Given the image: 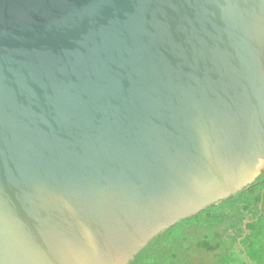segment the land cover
I'll use <instances>...</instances> for the list:
<instances>
[{"label":"water","instance_id":"obj_1","mask_svg":"<svg viewBox=\"0 0 264 264\" xmlns=\"http://www.w3.org/2000/svg\"><path fill=\"white\" fill-rule=\"evenodd\" d=\"M264 170V0H0V264H131Z\"/></svg>","mask_w":264,"mask_h":264},{"label":"trees","instance_id":"obj_2","mask_svg":"<svg viewBox=\"0 0 264 264\" xmlns=\"http://www.w3.org/2000/svg\"><path fill=\"white\" fill-rule=\"evenodd\" d=\"M220 207L209 206L161 232L137 254L131 264H238L242 252L227 250V245H240L236 236L243 235L245 230L259 232L263 226L261 219L256 220L259 209L256 204L251 214L247 215L238 208L236 211H239L234 214L237 221L231 218L230 224L225 225L229 218L219 210ZM216 211L219 212L217 215ZM229 228L237 231L232 239L228 238L232 232Z\"/></svg>","mask_w":264,"mask_h":264},{"label":"flooded vegetation","instance_id":"obj_3","mask_svg":"<svg viewBox=\"0 0 264 264\" xmlns=\"http://www.w3.org/2000/svg\"><path fill=\"white\" fill-rule=\"evenodd\" d=\"M256 204L259 209L256 220L261 219L263 222V226L259 228V232L253 233L251 230H245L243 235L236 236L237 231L229 228V230L232 232L228 235V238L232 239V236H236L240 245L228 244L227 250L232 252L234 250L236 252H242V258L237 260L238 264H264V170L257 180L244 190L238 192L236 195H232L227 199L213 204L221 205L219 210H222V213L228 216L226 218L229 219H226L225 225L230 224L231 218L237 221V218L234 214L240 209H242L243 212L245 211L247 215H250L251 211L255 209ZM238 208L239 210L236 211ZM218 213L219 212L216 211V215ZM246 222L249 223V220H246ZM249 240L251 241L248 242Z\"/></svg>","mask_w":264,"mask_h":264},{"label":"rangeland","instance_id":"obj_4","mask_svg":"<svg viewBox=\"0 0 264 264\" xmlns=\"http://www.w3.org/2000/svg\"><path fill=\"white\" fill-rule=\"evenodd\" d=\"M198 218H199V217H198ZM198 218H197V219H198Z\"/></svg>","mask_w":264,"mask_h":264}]
</instances>
